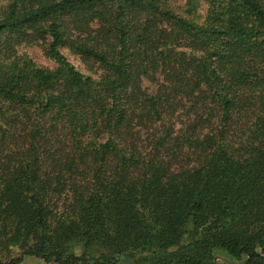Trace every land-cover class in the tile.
<instances>
[{"label": "trees", "instance_id": "1", "mask_svg": "<svg viewBox=\"0 0 264 264\" xmlns=\"http://www.w3.org/2000/svg\"><path fill=\"white\" fill-rule=\"evenodd\" d=\"M202 1L0 6V264H264V0Z\"/></svg>", "mask_w": 264, "mask_h": 264}, {"label": "rangeland", "instance_id": "2", "mask_svg": "<svg viewBox=\"0 0 264 264\" xmlns=\"http://www.w3.org/2000/svg\"><path fill=\"white\" fill-rule=\"evenodd\" d=\"M5 4V0H0V6ZM167 6H170L177 14L185 16L186 18L197 19L199 22L206 16V4L202 0H168ZM189 11V13H187ZM62 53L68 59V61L81 73L90 75L96 78L97 74L101 71L98 69V65L92 62H84L78 56L71 54L68 50H63ZM17 55L31 59L35 64L42 68L52 69L55 67L53 61L45 57L41 43H29L22 44L17 48ZM90 68L91 70H89ZM10 254H4L0 252V263H6L9 260L7 257H14L17 255V251L14 249ZM220 258L224 260H230L229 257L223 252H219ZM220 261V260H216ZM20 264H52L45 263L40 259L34 257H26ZM123 264V263H122ZM125 264V263H124Z\"/></svg>", "mask_w": 264, "mask_h": 264}]
</instances>
